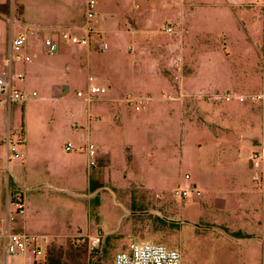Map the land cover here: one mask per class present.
<instances>
[{"label":"rangeland","instance_id":"1","mask_svg":"<svg viewBox=\"0 0 264 264\" xmlns=\"http://www.w3.org/2000/svg\"><path fill=\"white\" fill-rule=\"evenodd\" d=\"M259 1L251 14L253 45L239 43L237 30L228 47L219 42L218 53H208L216 44L183 23L184 9L161 0H96L90 27L107 42L105 51L93 37L88 48L60 33H29L23 51L36 53L32 61L42 59L43 67L27 70L17 59L13 87L27 97L0 105V234L37 235V260L48 264H113L133 241L177 249L182 264H264V182L262 168L250 163L258 146L248 143L250 135L262 133L261 106L225 99L264 87ZM0 2V77L12 29L13 35L24 31L20 23L87 19L86 0H77L75 21L69 22L58 21L54 0ZM119 27L137 34L108 33ZM48 37L58 46L53 54L45 46ZM68 57L74 70H68ZM89 85L106 89L88 99ZM139 98L145 101L137 109L129 99ZM25 137L35 160L28 168ZM68 143L74 149L67 150ZM87 144L94 150L91 167ZM8 164L21 183L33 170L49 185L43 191L19 187ZM177 190H189V198L183 201ZM22 196L35 205L29 227H23L24 211L18 212Z\"/></svg>","mask_w":264,"mask_h":264},{"label":"built area","instance_id":"2","mask_svg":"<svg viewBox=\"0 0 264 264\" xmlns=\"http://www.w3.org/2000/svg\"><path fill=\"white\" fill-rule=\"evenodd\" d=\"M96 10V0H86V22L83 24H75V29H79L84 34L82 36H77L71 31V27L62 25H47V26H37L33 24L25 25V30L17 35L11 34L9 47L7 54L5 56V61L7 64V70L4 71L3 77H0V94L4 97L0 98V105L12 106L15 102L23 101L26 99V94L19 89L13 87L14 78V64L17 59L23 58L24 61H30L31 55L25 54L23 49L29 38V33H33L37 30H48L52 34L60 33L64 39H75L77 44L80 46L91 47V35L95 32L90 27V22L95 16ZM167 30L174 31L173 27H168ZM45 46L48 51L53 54L56 52L58 46L53 37H48L45 40ZM98 48L101 51H105L108 48V44L104 40L98 42ZM19 78H23L20 76ZM93 80L92 76L88 77V82ZM106 87H99L95 85H89L87 90L88 99L93 98V94L99 91L105 90ZM36 94V91L33 93ZM79 94H81L79 92ZM220 96V95H218ZM239 100H254L258 101L261 106L262 115V133L260 135L258 149L254 150L252 155L251 164L252 167L262 168L261 177L264 182V87L259 92L254 93H228L225 96L226 100L232 99ZM131 102H137L136 108H140V105L144 103L145 98H139L136 100L129 99ZM67 150L74 149L71 143L66 144ZM88 156V165L91 167L95 161L93 146L87 144L84 148ZM12 151L14 154L18 155L17 150L13 147ZM23 155V153H21ZM256 178H260L259 172L255 174ZM186 177H189L187 174ZM196 186V185H194ZM193 186V187H194ZM264 186V185H263ZM197 194L200 195V190H196ZM176 193L180 196L183 201L190 196L189 190H177ZM18 209L21 208V212L24 210V200L22 202V197L17 199ZM5 244V250L8 255H26L29 251L32 252L34 260L30 264H47L46 259L44 261L37 260V254L40 253V246L38 245V236L34 234H28L23 231L9 230L6 229L5 233L2 234ZM93 242H98L99 237H92ZM115 264H182L181 252L177 249L171 248L163 243L159 242H139L133 241L127 250H120L115 255Z\"/></svg>","mask_w":264,"mask_h":264},{"label":"crops","instance_id":"3","mask_svg":"<svg viewBox=\"0 0 264 264\" xmlns=\"http://www.w3.org/2000/svg\"><path fill=\"white\" fill-rule=\"evenodd\" d=\"M161 2L165 5H169L176 9L178 8L184 9L183 23H186L188 26L192 25L193 27L196 28L197 34L203 36L205 39H207V41H209V43L216 44L213 48L210 49L208 53L220 52L221 51V48L219 46L220 41H222L226 45V47H228L230 40L233 39L234 33H236L237 30L238 32L236 38L239 40V43L244 42L245 40L247 42L251 41L252 45L254 43V38L252 37V32H251V27H252L251 14L254 9H257L258 12V7L261 6V2L259 0H161ZM54 3L56 6L52 11L54 13L59 14L58 16L59 22H69V20L75 21L74 13L76 10L77 0H54ZM2 4L3 3L0 2V5ZM23 13H26V8H24ZM132 23L137 29L140 28L141 26V23L138 22L137 19L135 21H133L132 19ZM20 24L21 26L24 27L25 30V25H28L30 23L22 22ZM75 24L77 23L75 22L61 23L62 26L71 27L72 28L71 31L77 36H82L84 32H82L79 29H75L74 27ZM37 26H41V25H37ZM94 30L96 29L94 28ZM34 32H38V31H34ZM179 32L181 33L182 36L183 32L182 31ZM108 33H128L131 34L132 36H136L137 31L119 27L116 29H110ZM230 33L232 35V38L230 36ZM11 34H13V29ZM92 37L94 38V42L98 44L101 38L96 34L91 35V45H92ZM37 43H38V37L32 38V44H37ZM248 49L252 50V47ZM24 53L30 54L26 50ZM34 56H36V53L34 55H31L30 61L25 62L28 65L27 70H40V68L43 67L42 59H36L32 61ZM66 60L68 61V67H69L68 70H74L73 68L74 66H72V63L70 62L71 59L68 57ZM89 61H91V55L88 53V62ZM78 69L83 70V68H78ZM14 72H15V64H14ZM107 76H108V83L110 84L109 86L112 88L114 82H112V74L110 71H108ZM26 139L27 138L25 137V140L21 146L26 153L25 162H26V168H28L29 165L35 160H34V150L32 148V144L28 143ZM259 139H260V134L250 135V138H248L249 140L248 143L250 144L256 143L258 146ZM7 168L9 169L7 170L8 174L9 173L13 174V176L17 181V184L19 183L18 186L21 188L34 189L35 191H43L42 189H44L46 186L49 185L48 183L40 181L38 179L37 174L33 170H31V172L28 173L27 180L21 183L16 177L14 170L11 167V164H8ZM50 184L51 186L57 185L55 183H50ZM58 191H60V189H58ZM55 197L59 198L60 195L56 194ZM32 203H33L32 201L31 202L25 201V207L23 210L24 211L23 213H25L23 227L30 226V218H31V214L34 213V206H35L34 203L33 204ZM28 214L30 215L28 216ZM0 237L2 238V242L0 244V252L3 253L4 255L5 264H21V261L23 262V264H26L27 259H31L33 257L31 252L30 255L29 254L8 255L5 250V244L2 234H0ZM113 264H115V257L113 260Z\"/></svg>","mask_w":264,"mask_h":264},{"label":"trees","instance_id":"4","mask_svg":"<svg viewBox=\"0 0 264 264\" xmlns=\"http://www.w3.org/2000/svg\"><path fill=\"white\" fill-rule=\"evenodd\" d=\"M251 163V162H250ZM251 166H252V164H251ZM23 200H24V198H23V196H22V202H23ZM13 201H15V199L13 198ZM18 212H21V208L20 209H18Z\"/></svg>","mask_w":264,"mask_h":264}]
</instances>
